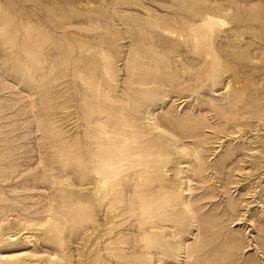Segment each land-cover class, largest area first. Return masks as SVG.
I'll return each instance as SVG.
<instances>
[{"label": "rangeland", "instance_id": "374dc122", "mask_svg": "<svg viewBox=\"0 0 264 264\" xmlns=\"http://www.w3.org/2000/svg\"><path fill=\"white\" fill-rule=\"evenodd\" d=\"M0 264H264V0H0Z\"/></svg>", "mask_w": 264, "mask_h": 264}, {"label": "bare ground", "instance_id": "6f19581e", "mask_svg": "<svg viewBox=\"0 0 264 264\" xmlns=\"http://www.w3.org/2000/svg\"><path fill=\"white\" fill-rule=\"evenodd\" d=\"M93 193H94V195H98V194H100V187L97 186L96 189H95V192H93ZM109 209H110V208H109Z\"/></svg>", "mask_w": 264, "mask_h": 264}]
</instances>
